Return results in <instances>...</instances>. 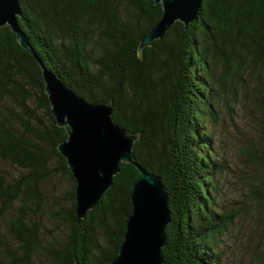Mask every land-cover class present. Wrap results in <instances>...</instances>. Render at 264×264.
<instances>
[{
	"label": "trees",
	"instance_id": "16d2710c",
	"mask_svg": "<svg viewBox=\"0 0 264 264\" xmlns=\"http://www.w3.org/2000/svg\"><path fill=\"white\" fill-rule=\"evenodd\" d=\"M21 9L20 25L47 68L86 100L113 102V120L139 135L137 161L169 193L165 264H223L220 241L236 215L217 208L230 167L210 123L220 118L223 90L242 85L262 140L248 152L260 169L250 178L264 184V0H204L197 20L177 21L142 50L162 16L155 0H21ZM67 138L37 57L2 26L0 264H111L117 256L141 174L123 162L78 222L76 180L58 148ZM256 194L264 206V185Z\"/></svg>",
	"mask_w": 264,
	"mask_h": 264
},
{
	"label": "water",
	"instance_id": "95a60500",
	"mask_svg": "<svg viewBox=\"0 0 264 264\" xmlns=\"http://www.w3.org/2000/svg\"><path fill=\"white\" fill-rule=\"evenodd\" d=\"M155 2L162 4V16L141 40V50L155 40L163 39L177 21L188 26L197 20L204 0ZM21 16V0H0V28L9 25L18 35L21 45L37 57L52 113L59 126L68 127V138L58 148L67 158L76 180L78 222L98 205L113 185L121 164L129 162L138 169L141 177L133 183L132 212L126 222L119 252L111 264H165L163 248L167 244V229L172 221L169 193L162 177L137 161L135 144L139 135L129 133L113 120V102L86 100L47 68L21 27ZM75 264L81 263L76 261Z\"/></svg>",
	"mask_w": 264,
	"mask_h": 264
},
{
	"label": "rangeland",
	"instance_id": "374dc122",
	"mask_svg": "<svg viewBox=\"0 0 264 264\" xmlns=\"http://www.w3.org/2000/svg\"><path fill=\"white\" fill-rule=\"evenodd\" d=\"M219 74L217 69L216 76ZM248 83L253 93L256 83L250 78ZM210 128L217 151L230 167L220 178L217 208L236 215L235 223L220 241L223 264H264V206L256 194L257 187L264 184L258 177L250 178L260 169L248 154L256 153L262 140L255 101L242 85L235 91L223 90L220 118L211 122Z\"/></svg>",
	"mask_w": 264,
	"mask_h": 264
}]
</instances>
